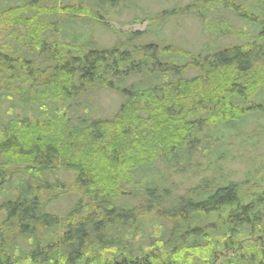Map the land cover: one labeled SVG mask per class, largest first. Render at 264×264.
Returning <instances> with one entry per match:
<instances>
[{
  "label": "trees",
  "instance_id": "16d2710c",
  "mask_svg": "<svg viewBox=\"0 0 264 264\" xmlns=\"http://www.w3.org/2000/svg\"><path fill=\"white\" fill-rule=\"evenodd\" d=\"M116 8L137 4L0 0V264H219L226 250L222 264H264V165L232 180L225 147L264 117V0H189L143 32L110 26ZM181 16L200 20L202 52L165 44ZM104 91L121 116L94 115ZM197 156L210 173L186 186ZM69 186L81 197L50 210Z\"/></svg>",
  "mask_w": 264,
  "mask_h": 264
},
{
  "label": "rangeland",
  "instance_id": "374dc122",
  "mask_svg": "<svg viewBox=\"0 0 264 264\" xmlns=\"http://www.w3.org/2000/svg\"><path fill=\"white\" fill-rule=\"evenodd\" d=\"M134 1L135 4H137L136 9L131 8L125 11L122 10L120 12V9L116 8L110 9V14H105V16L109 18L110 26L116 28L120 32H143L149 26V21L147 20V17L149 15H153L167 8L184 6L189 0ZM72 2L75 3L76 0H72ZM135 17L142 20L141 23L132 22ZM95 30V37H97L102 45L107 47L113 45L116 40V36L112 33L111 30L102 29V27H96ZM161 35L162 38H165L166 40L165 44L172 43L195 53L202 52L204 43L209 41L207 36L202 34V25L200 23V20H198L196 17L191 16H181L167 20V22L163 23L162 25ZM2 36L3 33L0 34V37ZM144 39H146V37ZM158 40V42H161L160 39ZM222 42L233 45L243 43L244 40H241L238 37L228 36L222 39ZM261 72L263 78V82H261L262 85H264V68H262ZM92 100V102L95 103L94 115L102 118H112L113 116L117 115L120 111L121 103L123 102L122 96L120 94L111 91H104L102 93H99ZM143 107L145 106L142 104L140 109H142ZM16 112L18 114H21V112ZM117 116H121V114L119 113ZM246 122L247 120L243 121L242 123L244 127L241 126L242 129L240 128V130L237 131V133H240V138L238 139L237 136L230 137L227 145L225 146L227 151H232V157L227 163V170L232 176L230 179L236 181H242L246 179L247 174H253L251 172V169L253 168V171H255L256 168H254V166L264 165V117L258 114L253 115L252 120L248 123ZM225 132L231 134L230 130H227ZM207 161L208 160L202 156H197L192 159L193 164H200V166L198 167V169H195L194 166L192 169H190L189 173L185 175V178L187 180L186 186H191L198 182L203 176L209 175V171H207V174L203 173V169L206 167ZM158 168H160L159 172H164L167 177L172 179L178 178V175H176L174 170H172L171 168H167L160 164L158 165ZM259 168L260 171H258V175L254 177V179L258 181H260L264 173V169L261 167ZM194 170H196L197 173H194ZM74 175L75 174L73 172L59 171V178L66 183L69 182V184H72L74 182ZM253 182L256 183V181ZM68 190L69 192L66 195H63L56 202L51 203L50 210L56 211L60 214H64L71 206L74 205L75 201L79 197H81V193L77 189H72L69 186ZM256 239L257 238L251 240L248 239L244 242V244H253ZM232 254H235V252H228L227 250L226 252H220L217 262L219 264H222L223 262L227 261Z\"/></svg>",
  "mask_w": 264,
  "mask_h": 264
}]
</instances>
